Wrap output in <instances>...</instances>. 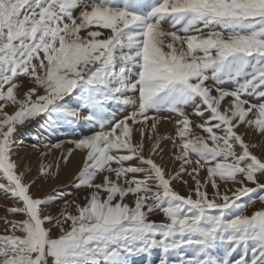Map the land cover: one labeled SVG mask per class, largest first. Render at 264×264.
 Masks as SVG:
<instances>
[{"label":"snow or ice","instance_id":"snow-or-ice-1","mask_svg":"<svg viewBox=\"0 0 264 264\" xmlns=\"http://www.w3.org/2000/svg\"><path fill=\"white\" fill-rule=\"evenodd\" d=\"M0 198V264H264V0H0Z\"/></svg>","mask_w":264,"mask_h":264},{"label":"rangeland","instance_id":"rangeland-1","mask_svg":"<svg viewBox=\"0 0 264 264\" xmlns=\"http://www.w3.org/2000/svg\"><path fill=\"white\" fill-rule=\"evenodd\" d=\"M165 27L167 28L168 25H165ZM36 129H37V124L34 122L31 125H26L25 128L20 131L19 136H20V138L23 139L24 144H23V146H21L17 149V154L14 158H17L19 155H22L21 152L25 147H27V148L30 147V145L33 142L32 141V135ZM166 129L170 130L171 125L162 126L161 132H164ZM241 131H243V129H241ZM83 132L86 134L87 128L83 129ZM79 135H81L80 129H78L75 133V136L78 137ZM69 136H70L69 133L58 132V133L53 134L52 140H53V142H55V140L57 138L63 140V139L68 138ZM251 138L252 137H249V139H251ZM257 151H258V149H257ZM56 154L58 155V153H56ZM77 154H78V156H77ZM25 156H27V155H25ZM32 160L34 162L35 158L33 157ZM165 160L168 162L169 168L174 166L171 161H168V153L167 152H165ZM82 161H83L82 154L80 152H76L73 155V157L70 159L68 164L66 166H62L61 171L59 173V177L56 180H48L47 182H45V181L39 182L42 185V187H39V190H41L39 195H44V194L50 192L52 189L55 188L58 190V192L63 193L64 198L66 200L70 201L73 199H77L78 197H82L84 195L85 190L84 189H77L74 185V182H73L76 173L78 172L79 168L82 166ZM33 175H35V173H33ZM189 183L191 184L192 181L189 180ZM175 187L181 193L185 192V189L182 185L177 184V185H175ZM247 199H248L247 197L242 198L243 201H246ZM2 203H4V201L2 200V198H0V204H2ZM62 203H63V201H59L58 204L52 205V207L55 209L59 206V204H62ZM261 207H264V203H261L257 200L256 203H254L251 206L246 208V210H245L246 214L250 215L253 211L258 210ZM149 218L152 220H155V221H160L163 219L159 215H153V216H150ZM158 255H159V253L156 252L150 256L129 257L128 261H129V264H157Z\"/></svg>","mask_w":264,"mask_h":264},{"label":"bare ground","instance_id":"bare-ground-1","mask_svg":"<svg viewBox=\"0 0 264 264\" xmlns=\"http://www.w3.org/2000/svg\"><path fill=\"white\" fill-rule=\"evenodd\" d=\"M22 155H19L17 158H15V159H17L18 160V162H20L21 163V165H23V162L20 160V158L21 157H25V155H29L30 154V147H25L23 150H22ZM77 156H78V154H77ZM73 161V160H72ZM71 161V162H72ZM33 163H35V161L33 162ZM73 163V162H72ZM75 171V170H74ZM32 191L34 192V193H37V194H39L40 193V191L41 190H39V188H37V187H33V189H32Z\"/></svg>","mask_w":264,"mask_h":264}]
</instances>
